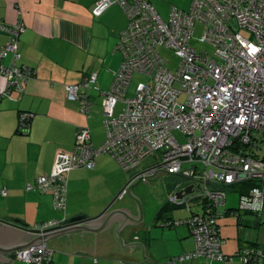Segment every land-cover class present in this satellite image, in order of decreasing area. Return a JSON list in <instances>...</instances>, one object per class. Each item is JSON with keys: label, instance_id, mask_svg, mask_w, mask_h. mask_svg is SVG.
Returning a JSON list of instances; mask_svg holds the SVG:
<instances>
[{"label": "built area", "instance_id": "built-area-1", "mask_svg": "<svg viewBox=\"0 0 264 264\" xmlns=\"http://www.w3.org/2000/svg\"><path fill=\"white\" fill-rule=\"evenodd\" d=\"M114 3L122 7L128 25L118 43L123 61L103 93L107 138L94 146L90 129L81 127L74 151H59L52 172L28 183L27 190L51 192L54 207L65 210L71 170L94 169L98 156L110 153L129 171L159 153L165 172L188 181L170 189L168 203L185 207L189 216L166 223L187 224L195 239L192 251L172 256L166 264H186L198 257L225 264L236 256L242 264H264V249L245 247L235 255L225 254L218 224L230 189L239 190L240 209L260 211L264 206V157L237 149L256 147L264 140V0H192L187 11L173 6L167 19L151 0H96L93 12L100 15ZM198 21L206 25L200 41L211 44L216 57L191 45ZM24 28L21 21L0 22V31L7 35L0 45V76L6 78L0 101L13 93L21 96L36 72L20 62L18 41ZM159 46L176 52L180 58L176 71L167 66ZM135 72L150 80L140 82L128 96ZM177 82L182 89L175 86ZM90 88L99 90L96 73L67 87V97L80 101L85 114L91 105ZM182 93L187 94L185 101L179 99ZM119 100L124 106L115 114ZM31 117L21 113L19 129L24 130ZM190 185L192 192H185ZM195 204L201 211L192 210ZM66 223V219L48 220L34 228L43 231ZM15 257L26 264H52L53 251L41 242L17 250Z\"/></svg>", "mask_w": 264, "mask_h": 264}, {"label": "crops", "instance_id": "crops-1", "mask_svg": "<svg viewBox=\"0 0 264 264\" xmlns=\"http://www.w3.org/2000/svg\"><path fill=\"white\" fill-rule=\"evenodd\" d=\"M95 5L96 0H0V22L24 23L18 41L20 62L36 71L21 96L13 93L0 101L2 224L19 221L33 228L48 220L68 221L79 215L97 220L125 186L130 183L132 189L139 183L133 179L136 174L154 167L138 165L125 171L110 153H102L94 169L77 168L69 172L65 210L54 207L51 192L26 188L38 176L52 172L59 151H74L76 133L81 127L90 129L94 146H100L107 138L103 93L109 90L123 61L124 54L118 43L128 18L117 3L100 15L94 14ZM6 41L7 35L0 31V45ZM91 73L97 74L99 90L88 89L91 105L85 114L80 101L67 97V87ZM5 88L6 78L0 76V89ZM123 106V101H117L114 113L119 114ZM25 112L32 117L28 129L20 131V115ZM163 172L170 174L153 170L148 179ZM173 186L167 187L168 192ZM140 202L143 217L139 221L130 220L123 226L115 219L100 231L76 232L47 241L53 251V264H163L168 258L195 248V239L187 224L171 225L164 221L168 217L186 218L190 211L176 217L173 210L182 207L167 201L158 203L148 215V207L143 200ZM166 203L172 207L167 208ZM122 207L139 217L138 203L132 195L119 196L110 211ZM192 210L201 211V206L195 204ZM228 215L237 217V221L228 237L223 236L221 229L223 252L235 255L241 245L239 236H244L242 220L257 222L259 218L232 213L224 217ZM222 218L220 228L224 225L220 222ZM1 256L9 260L0 259V264H26L16 259L15 254ZM186 264L219 263L198 257ZM226 264H242V261L236 256Z\"/></svg>", "mask_w": 264, "mask_h": 264}, {"label": "rangeland", "instance_id": "rangeland-1", "mask_svg": "<svg viewBox=\"0 0 264 264\" xmlns=\"http://www.w3.org/2000/svg\"><path fill=\"white\" fill-rule=\"evenodd\" d=\"M192 0H153L156 9L160 12L162 17L164 19H167L171 7L173 5H176L180 9H183L187 11L190 8ZM206 29V25L204 23H201L198 21L195 25L194 32H193V38L191 41V45L195 48H197L199 51L200 50H208L212 57H216L215 55V49L214 47L205 42L200 41L201 35L204 33ZM238 29V28H237ZM239 30V29H238ZM240 31L243 34H247V31L245 29H240ZM160 53L162 56L168 61L167 66L173 70L176 71L177 67L180 62V58L176 55V52L170 48L164 47V46H159L158 47ZM150 77L144 73L141 72H135L133 75V78L131 80L129 90H128V96H133L135 93V90L138 86V84L142 81H149ZM176 87L182 89V84L180 82H177L175 84ZM187 97L186 93H182L180 95V100L185 101ZM104 113V112H103ZM105 115V114H104ZM179 140L184 139V135L180 133L179 131H174ZM258 145L256 147H251L250 150L252 151L253 154H257L260 157H264V140H259ZM161 163V157L159 153H154L151 156L145 158L140 164L139 167L145 166L146 168L155 166ZM164 173V172H163ZM161 173L158 176H155L151 179L148 180H142L136 185H134L131 189V191L136 194L141 200L144 201L145 206L148 207L147 213L154 212L159 204L165 203L168 201V188L171 185H175L178 182H183L186 183L188 181H184L179 179L176 175L173 174H166V173ZM226 197H227V203L221 207V209L225 210L226 208H238L239 206V200H240V192L236 188L230 189L226 192ZM149 201V203H148ZM174 215L176 217H181L184 216L186 212V208H176L173 210ZM261 223L259 227H255L253 222H248L249 226H244L242 225V229L244 231V238L246 240H251L254 242H257L259 244L264 245V209L261 214ZM236 218L233 215H228L227 218H222L220 222L224 223L222 225V232L224 237H228L229 234H231L233 229L235 230L236 228ZM226 219V222H223V220ZM232 219L235 220L232 222ZM251 221V220H250ZM30 228V227H29ZM253 233V235H251ZM235 234V233H234Z\"/></svg>", "mask_w": 264, "mask_h": 264}, {"label": "water", "instance_id": "water-1", "mask_svg": "<svg viewBox=\"0 0 264 264\" xmlns=\"http://www.w3.org/2000/svg\"><path fill=\"white\" fill-rule=\"evenodd\" d=\"M161 166V164H158L150 169L139 172L135 175V177H133V179L137 180V182L148 179L152 176L148 174L153 170H157L158 172L163 171ZM184 191L187 193L192 192V185L188 186ZM125 193L130 196L132 195V197L137 201L139 217L132 215L130 213V210L125 207L110 211L111 204L119 196H122ZM177 195L179 198H181L183 195V191H178ZM112 203L107 207V209L103 213H101V215L96 217L99 218L97 220L85 218L84 216L79 215L69 219L66 224L52 227L43 231L34 227L29 228L19 223V221H15L14 223H7L9 226L0 223V259L3 261L9 260L2 257V253L11 256L15 254V252L19 249H23L41 242H45L47 244V241L53 238L69 236L72 233L82 231L103 230L108 227L111 221L115 219H119L121 221V224L124 226L130 220L139 221L143 217L140 199L136 194L131 191L130 183L122 189V191L119 193V195H117V197L112 201Z\"/></svg>", "mask_w": 264, "mask_h": 264}, {"label": "trees", "instance_id": "trees-1", "mask_svg": "<svg viewBox=\"0 0 264 264\" xmlns=\"http://www.w3.org/2000/svg\"><path fill=\"white\" fill-rule=\"evenodd\" d=\"M192 41V40H191ZM29 123H30V121L28 122V124H27V126H26V128L23 130H21L20 129V131H25V130H27L28 129V127H29ZM261 140V139H260ZM250 148L251 147H247V146H245V147H241V148H237L240 152H246L247 150H250ZM251 151V150H250ZM257 155V154H256ZM250 185H257V182H250ZM165 206L167 207V208H170V207H172V206H170L168 203H166L165 204ZM264 207V206H263ZM183 208V207H182ZM262 210H263V208L259 211V210H256V209H240L239 208V206H238V208H229V209H227L226 211H225V214L222 216V217H224L226 214H229V213H232V211L234 212V213H232V214H235V215H238V216H241V214H244V215H251V216H257L259 219H258V221L257 222H253L254 223V225H255V227H259V225H260V223H261V218H260V216H261V214H262ZM221 217V218H222ZM172 218H170V217H168V218H165L164 219V221L165 222H169L170 220H171ZM218 224H219V221H218ZM242 224L244 225V226H249V224H248V222H246L245 220L243 221L242 220ZM219 227H220V224H219ZM220 234H221V228H220ZM240 234V233H239ZM251 235H253V233L251 234ZM222 237V236H221ZM240 240H241V245H240V248H239V250H238V252L241 250V249H243V248H245V247H248V248H254L255 250H258V249H264V245H262V244H259V243H257V242H254V241H251V240H246L245 238H244V236L242 235V234H240ZM223 239V238H222ZM254 252H256V251H254ZM168 260V259H167ZM166 260V261H167ZM166 261L163 263V264H166ZM52 264H53V259H52V262H51ZM220 264V263H219ZM226 264V263H225Z\"/></svg>", "mask_w": 264, "mask_h": 264}]
</instances>
